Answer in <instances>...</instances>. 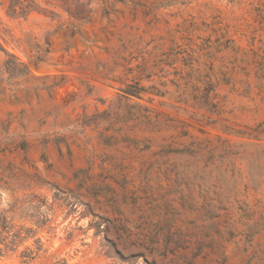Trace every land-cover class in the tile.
<instances>
[{
    "label": "rangeland",
    "instance_id": "rangeland-1",
    "mask_svg": "<svg viewBox=\"0 0 264 264\" xmlns=\"http://www.w3.org/2000/svg\"><path fill=\"white\" fill-rule=\"evenodd\" d=\"M1 213L0 264H264V0H0Z\"/></svg>",
    "mask_w": 264,
    "mask_h": 264
},
{
    "label": "trees",
    "instance_id": "trees-1",
    "mask_svg": "<svg viewBox=\"0 0 264 264\" xmlns=\"http://www.w3.org/2000/svg\"><path fill=\"white\" fill-rule=\"evenodd\" d=\"M28 7L22 8V11ZM127 94H130L126 92ZM14 220H9V217L5 213L0 214V254L6 251H12L16 247V244L19 241H22L21 232H15L13 229L16 226L12 223ZM1 245H4L5 248H2ZM43 251L42 245L37 250H30L23 253V257L27 258L28 261L34 260L39 255V252ZM46 252V251H44Z\"/></svg>",
    "mask_w": 264,
    "mask_h": 264
}]
</instances>
